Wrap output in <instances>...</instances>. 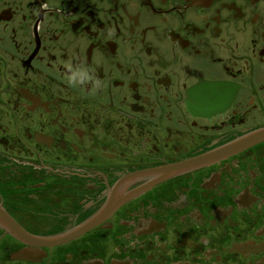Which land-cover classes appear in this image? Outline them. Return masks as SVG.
I'll list each match as a JSON object with an SVG mask.
<instances>
[{"label":"flooded vegetation","instance_id":"obj_1","mask_svg":"<svg viewBox=\"0 0 264 264\" xmlns=\"http://www.w3.org/2000/svg\"><path fill=\"white\" fill-rule=\"evenodd\" d=\"M0 264H264V0H0Z\"/></svg>","mask_w":264,"mask_h":264}]
</instances>
